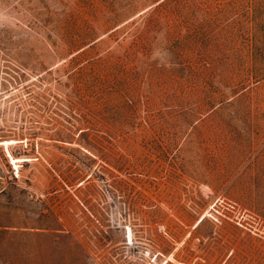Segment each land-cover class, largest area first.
I'll use <instances>...</instances> for the list:
<instances>
[{
	"label": "rangeland",
	"instance_id": "374dc122",
	"mask_svg": "<svg viewBox=\"0 0 264 264\" xmlns=\"http://www.w3.org/2000/svg\"><path fill=\"white\" fill-rule=\"evenodd\" d=\"M0 264H264V0H0Z\"/></svg>",
	"mask_w": 264,
	"mask_h": 264
}]
</instances>
